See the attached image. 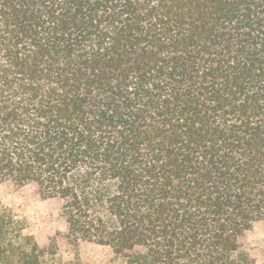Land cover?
<instances>
[{"label": "trees", "instance_id": "trees-1", "mask_svg": "<svg viewBox=\"0 0 264 264\" xmlns=\"http://www.w3.org/2000/svg\"><path fill=\"white\" fill-rule=\"evenodd\" d=\"M0 180L125 264H256L264 0H0ZM25 229L0 264H53Z\"/></svg>", "mask_w": 264, "mask_h": 264}, {"label": "rangeland", "instance_id": "rangeland-1", "mask_svg": "<svg viewBox=\"0 0 264 264\" xmlns=\"http://www.w3.org/2000/svg\"><path fill=\"white\" fill-rule=\"evenodd\" d=\"M0 207L24 221V233L32 235L41 247L57 246L53 264H125V259L116 256L110 247L82 241L71 243L65 236L67 227L60 216L61 203L56 199H42L32 185L18 187L0 180ZM241 242L256 264H262L264 222L256 223Z\"/></svg>", "mask_w": 264, "mask_h": 264}]
</instances>
